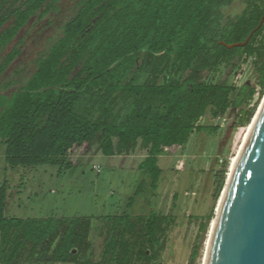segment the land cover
<instances>
[{
    "label": "trees",
    "instance_id": "16d2710c",
    "mask_svg": "<svg viewBox=\"0 0 264 264\" xmlns=\"http://www.w3.org/2000/svg\"><path fill=\"white\" fill-rule=\"evenodd\" d=\"M60 1L0 0V143L8 167L51 165L61 174L98 151L141 158L136 169L144 179L129 206L145 186L155 196L161 156L175 155L194 133L216 134L213 121L231 109L238 148L264 94V0H245L243 10L227 18L222 8L235 0H77L33 69L6 75L22 50L23 38L14 41L20 29L33 16L56 12ZM238 42L245 43L227 46ZM248 58L255 84L210 78L221 67L235 72ZM226 172L224 160L213 172L215 200ZM8 191L4 178L0 264L87 255L90 217L10 216ZM211 217L200 222L187 264H195L198 239ZM104 218L98 264L160 263L170 215L152 208Z\"/></svg>",
    "mask_w": 264,
    "mask_h": 264
},
{
    "label": "rangeland",
    "instance_id": "374dc122",
    "mask_svg": "<svg viewBox=\"0 0 264 264\" xmlns=\"http://www.w3.org/2000/svg\"><path fill=\"white\" fill-rule=\"evenodd\" d=\"M76 1L61 0L56 12L40 20L34 16L29 19L14 40L23 38L22 50L8 67L6 75H11L16 68L24 69L23 74L33 69L34 58L45 49L48 41L58 34L59 25L72 13ZM245 5V0L233 1L222 8L224 18L239 14ZM251 61L252 58H248L246 62H242L235 72L230 67H221L219 71L211 74L210 78L230 79L237 85L243 82L255 84L256 75ZM254 100L255 97L251 103ZM234 113L231 109L223 117L213 121L219 125L216 134L194 133L175 155L161 156L159 164L163 172L155 196L145 186L129 206L128 198L144 179L136 169L141 158L133 159L131 155L107 157L98 151L74 160L73 166L61 174L57 173V167L51 165L24 171L22 168L17 170L6 165L4 145L0 143V182L4 178L8 180L11 194L7 198V212L10 216L21 218L90 217L92 228H96L95 231L98 232L101 224L107 221L104 217L108 215L123 212L134 215L147 214L152 208L163 211L173 218V222L167 230L166 246L159 264H187L199 234L200 222L211 213L212 217L206 220L207 226L198 239L200 248L195 264H202L210 225L219 199L213 198V172L226 160V180L229 166L238 149L234 146L237 132L232 128ZM16 190H19L18 199L15 197ZM96 234L92 237L90 234L92 246L87 252V259L93 260L80 264H97L95 258L101 253L103 242L102 237ZM24 261L20 260L18 264H24ZM25 264L36 263L27 260ZM41 264L79 263L43 261Z\"/></svg>",
    "mask_w": 264,
    "mask_h": 264
},
{
    "label": "water",
    "instance_id": "95a60500",
    "mask_svg": "<svg viewBox=\"0 0 264 264\" xmlns=\"http://www.w3.org/2000/svg\"><path fill=\"white\" fill-rule=\"evenodd\" d=\"M222 193L205 264H264V100Z\"/></svg>",
    "mask_w": 264,
    "mask_h": 264
},
{
    "label": "bare ground",
    "instance_id": "6f19581e",
    "mask_svg": "<svg viewBox=\"0 0 264 264\" xmlns=\"http://www.w3.org/2000/svg\"><path fill=\"white\" fill-rule=\"evenodd\" d=\"M263 100L264 99L262 97V99H261V101H260V103H259V105H258V107L256 109L257 111H255V113H254L255 115H254L253 119H251L250 123L247 125V127H246V129H245V131H244V133L242 135L241 142L238 145V149L236 151V154H235V156L233 158V161L231 162V164L229 166V170H228L227 175H230V173L234 170V168H235V166L237 164L239 151H240V149H241V147H242V145H243V143H244V141H245V139H246V137H247V135H248L251 127H252V125H253V122H254V120H255V118H256L259 110L262 107ZM222 196H223V193H222L221 198L219 199V202L217 204L216 212L219 211V208H220L219 206L221 204ZM214 222H215V216L213 217L212 222H211V225H210V229H209V233H208V239H207V243H206V247H205L204 258H203V263L202 264H205V262H206L207 253H208V249H209V245H210V236H211V232H212V229L214 227V224H215Z\"/></svg>",
    "mask_w": 264,
    "mask_h": 264
},
{
    "label": "crops",
    "instance_id": "0c3cea01",
    "mask_svg": "<svg viewBox=\"0 0 264 264\" xmlns=\"http://www.w3.org/2000/svg\"><path fill=\"white\" fill-rule=\"evenodd\" d=\"M27 171H29V170H27ZM19 191V190H18ZM17 190L15 191V197H16V199H18L19 197H18V194L17 193H19ZM8 193H9V196L11 195L10 194V192L8 191ZM9 196H8V198H9ZM101 229L100 230H102V231H98V232H96L95 230H97L96 228H92V221H91V225H90V229H89V233H88V240H90L91 241V239L89 238L90 237V234H91V237L92 236H94L96 233L98 234V236H101L102 237V242H103V240H104V238H105V236H106V232L104 231V229L106 228V226H105V224L104 223H102L101 224ZM92 231H94V233H92ZM96 234V235H97ZM87 255H88V253H87ZM87 255H83L82 257L80 256V259L79 260H77V261H68V262H72V263H83V260L82 259H86V257H87ZM100 258H101V253L100 254H98L97 255V257L95 258V260H96V262H98L99 260H100ZM21 260H25L24 262L26 263L27 262V257H23ZM93 260V259H92ZM32 261V260H31ZM36 264H41V262H43V261H37V260H33ZM45 261H47V260H45ZM93 262V261H92ZM19 262H17L16 264H18ZM24 263V264H25ZM98 264V263H97Z\"/></svg>",
    "mask_w": 264,
    "mask_h": 264
}]
</instances>
